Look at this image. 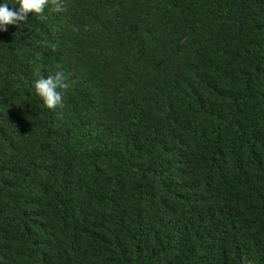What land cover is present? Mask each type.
<instances>
[{
  "label": "trees",
  "instance_id": "16d2710c",
  "mask_svg": "<svg viewBox=\"0 0 264 264\" xmlns=\"http://www.w3.org/2000/svg\"><path fill=\"white\" fill-rule=\"evenodd\" d=\"M62 2L0 32V264H264V0Z\"/></svg>",
  "mask_w": 264,
  "mask_h": 264
},
{
  "label": "clouds",
  "instance_id": "9594fccd",
  "mask_svg": "<svg viewBox=\"0 0 264 264\" xmlns=\"http://www.w3.org/2000/svg\"><path fill=\"white\" fill-rule=\"evenodd\" d=\"M49 4L52 5L53 12L65 11L62 0H12L11 7L8 3L0 4V32L7 31L8 25L18 26L20 22L26 21L30 14L45 19L43 13ZM69 87L70 84L66 82L62 71L46 78L41 77L34 84L36 95L48 109L63 106V95Z\"/></svg>",
  "mask_w": 264,
  "mask_h": 264
}]
</instances>
